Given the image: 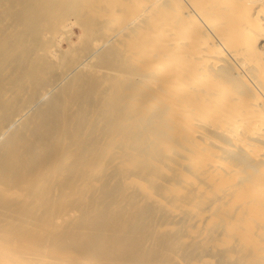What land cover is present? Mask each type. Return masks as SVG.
<instances>
[{
    "label": "rangeland",
    "instance_id": "obj_1",
    "mask_svg": "<svg viewBox=\"0 0 264 264\" xmlns=\"http://www.w3.org/2000/svg\"><path fill=\"white\" fill-rule=\"evenodd\" d=\"M31 1L32 0H25V2L24 0H0V88L2 89L0 90V172L2 167L7 166V169L5 167L7 171V175L5 174L6 178L0 177V232H4L3 230H6L8 226H13L14 234L19 232L22 233L24 231L27 232L28 230L32 231V236L41 237L39 241L37 240L38 243H49L50 245L48 244V246L51 251H57L60 256L69 260L79 257L84 264H115L122 257L124 258V256L125 258L126 256L128 257L126 259L133 257L129 259L132 260L130 262L134 263V261H137V263L135 262L134 264H140L141 259L138 260L139 257H137V255V258L134 257L135 253L133 250H129L130 252L128 251V253L126 251V254H123V252L121 253L122 250L120 251V248H116L117 245L115 240H101V242L98 243L100 244L98 247L99 249L97 248L94 250V247H97V243L94 244L95 239L98 237V232L95 230L99 231L101 228H99V226L101 225L95 222L96 220H93V218L97 217L98 219V215L93 212H89L90 214H84V212H81V208L78 210L77 208L80 206H78L77 201L81 196L77 194L79 197L76 196L77 198H75L72 196L73 194H71V189L69 190V187H65L66 189H64V186H62V183L65 184L62 180V174L68 175L72 170L71 168L75 167L73 165L75 164L73 157L76 159V157L82 155V153L87 154V152L92 151L91 146L96 144V146L100 145L102 148H100V151H102V153H100V151L98 152V155H100L99 157L98 155L93 156L95 154H92L91 156L89 155L88 159L91 161L90 163L92 165V162L94 164L95 159L97 160L99 158L101 160V164H104L101 165L103 168H90V171L87 170L89 173H87V171H83L88 175V177L86 176L87 179H85L84 182L85 186L83 183L84 179L81 176L84 175V173H81V171L76 172V175L74 174L75 176L73 175L74 179L72 177V181L79 180L76 184L78 183L77 187H80V193L84 192L82 189L87 187L86 184H92V188L89 190L90 193L88 192L89 194H85H87V196L91 194V197H98L102 195L103 199L106 197L104 203L101 201L102 206H107V204H109L107 201L111 202V199H114L115 196L120 194L121 196L123 195L126 199L121 197L122 200H125L122 201V203L128 202L125 203L126 205L122 204V206H125H123V211H125L124 213L129 212L128 215L134 216L133 223L136 222L135 225L139 224L141 226H145L144 228L147 227L145 232H147L150 237L144 242L143 248H146V251L144 252L147 255L152 256L155 262L159 264H163L164 262H167V264H180L181 262L177 263V260L183 259L186 262L190 258H195L196 260H191L190 262L193 261L192 263L196 262L197 264H248V261H251L249 264H263L264 258L259 259L258 257L260 262L256 259V255V258H254V254L256 253H254L251 245L250 247L252 250L249 252V249L251 248H248L249 245L245 246L246 243L243 244V246L241 244V247L238 243L240 241L237 242L235 240L236 238L234 241H228L227 236L231 232L229 221H231L232 215L228 217L227 214L226 217L225 215L222 216L223 213H220L222 210L219 207L221 206V202L219 201L221 196L219 194L214 191L213 194H211V192L206 194V191H203L207 184L203 186L204 177L202 178L201 176H203L204 167L200 165L201 161L198 162V160H202L203 157L201 154L197 155L195 153V151L197 152V147H194L190 144V142H187L190 140V134L187 131V128L185 129V125L183 126L181 123L176 121L177 118L175 113L177 105L169 100L168 93H165V91H158V88H156L158 87L156 82L158 83L157 79L160 75H157L155 72H153L152 75L150 72L151 68L133 56L131 49L136 50L137 47L134 42V46L132 43H129L132 41L131 34L140 29V27L145 24V20L147 18L145 17V20H143V16L145 15H141L140 17H142V19L140 18V23L138 20H135L134 23H130V26H127V29L126 20L123 21L121 18L117 17V14H124V12H126L121 10L122 8L124 9V6L127 10L131 9L133 6L137 7L138 10L136 8L133 15H135L136 12L139 14L140 10L142 11L147 6V0L145 3V0H140L139 3L142 7L139 6V3L137 5L136 0H133V2L132 0H42L44 4L48 5L51 3L49 6L52 5V3L53 5L58 4L60 7L62 5L63 6L61 9L58 8L56 11L51 13V15L47 14L46 19L42 22L43 24H38V26L33 28V31L27 27L28 20L26 22L29 12L28 6L30 8ZM86 2L89 4H85ZM149 2L147 4H149ZM143 3L146 6L143 7ZM134 7L133 10L135 9ZM170 7L173 6L170 5ZM137 19H139V17ZM135 26H137V28ZM127 36H129L128 39L131 41H126L125 43L123 38L125 37L126 40H128ZM152 48H154V50L148 48L150 53H153L156 50V47ZM152 71L154 70L152 69ZM19 75L21 77H19ZM17 77L19 79H17ZM11 80H15L18 83L13 81V84ZM79 80L81 81V84H79ZM21 84L26 86H22ZM77 86H79V88ZM122 88L124 90H122ZM4 90L7 91L5 92ZM152 93H156V95L160 94V96L153 98ZM106 99H110V101ZM59 100H61V102ZM105 108L107 109L105 110ZM46 111L48 113H46ZM118 112L122 113L119 114ZM84 113H89V118L86 116L87 114L85 115ZM20 114H22V117ZM77 115L78 117L80 115V117L78 118ZM114 115L115 117L117 116V118L124 115L123 117L125 122H127H123L122 118V121L120 120L122 124H119V122L118 126L117 124L115 125L116 122L112 120ZM108 117L112 118L111 121L116 127L113 126L111 122L109 124ZM117 118H115V120ZM129 118H133L131 119V123L133 120L136 121V125L134 126L137 127L138 125V127L137 129L133 128L132 131L135 132L134 130H137L141 133V142L138 141L134 143L135 136L134 138L132 137L133 139H131V137L129 138L128 133H130L131 129H128V133L124 132L125 134L123 133L124 129L122 132L121 130L119 131L120 128H125V125L130 123ZM75 120L78 122L79 126H77V122ZM66 122H68L69 125L66 124ZM3 124H6V127L3 128ZM53 125L55 128H53ZM84 125L86 128L83 129ZM65 126L70 127V129L67 130ZM71 126H75L73 130ZM170 126L173 127L172 129L176 130L177 133L176 131H172ZM130 127L133 126L130 125L129 128ZM59 128L64 129V131H61L62 129L60 130ZM79 128H82L84 132H88L89 130L90 133L88 132L87 134L82 132L83 134H86L85 136L88 138V143H90V141L93 143L94 141L93 144L90 143L91 146L88 145L87 147V145H82L84 148L88 149H85L86 151L84 150L81 154L79 151L83 147L81 146L82 148L80 147L79 149L80 144L77 145V141H68L70 138L66 139V137L74 139L76 136L80 135L82 129ZM56 129H59V131L56 132ZM105 129H107V133L105 132ZM117 130L121 133L120 135L118 134V139H116L115 135L117 134ZM19 131L21 133L24 131L20 134L23 135L22 138L24 137V139H19L17 144L20 146L16 147L14 145V148L8 147L7 151H3V148L7 145L12 136L17 134ZM53 131L59 136L53 134ZM124 131H126V129ZM137 131L135 133H137ZM37 132L39 134H37ZM71 132L74 133L72 134ZM72 135L75 137H72ZM112 138L116 139L115 142ZM122 139H125L126 142L122 143ZM128 139L130 141H128ZM20 141L24 145L21 144ZM70 142L74 144L71 148H75L73 154H70L72 157L65 156L64 153V151H66L65 146L69 149L68 146L69 144L71 145ZM110 142H112V145L108 148V145L105 144H109ZM102 145L104 146V149L108 148L107 151L103 149ZM190 145L191 147L188 148ZM75 150L78 155L76 157V154H74ZM34 151L36 152L34 153ZM20 152L22 153L20 154ZM136 154L137 157L135 156ZM92 156L93 158H91ZM108 156L110 158H106ZM193 157L194 159H192ZM83 158H85V161H88L86 157ZM83 158L81 159L83 160ZM105 158L107 160H111L106 162L104 161ZM62 159L63 162H61ZM189 159H191L192 162ZM51 160L52 162H60L59 164L56 163L54 167H51L47 165V163L51 162ZM72 160L74 161L72 164L73 166L71 165ZM246 160H248V158H246ZM76 161L81 163V160L79 161L76 159ZM78 162L76 163L78 164ZM193 163L197 164L196 166L199 164V168L197 167V169ZM30 165L32 169L29 168ZM45 165H47V170L43 169L45 172L41 171L43 174L42 177H35L41 173V167ZM202 165H204L203 160ZM66 171L69 172L66 173ZM77 173L81 174L78 175ZM103 179L105 181L108 179L105 185L103 184L105 183ZM201 179H203L201 182L202 187L199 186ZM69 180L71 181V177ZM111 180L114 182H111ZM195 180L196 182H193ZM80 182L83 187L81 184L79 186ZM115 182L119 188L121 187L119 192L117 191L118 188H116ZM47 183L50 184L48 189H46ZM41 187L42 189L45 187L46 191L43 189L45 192H42ZM109 187L111 190L113 187L111 193L110 189H108ZM7 188L11 189H8L7 191ZM125 188H129L130 190L127 189L126 191ZM202 188L203 190L201 191L200 189ZM101 189L102 191H100ZM123 189L125 192H123ZM196 190H198L197 194H195ZM129 191H131V193ZM42 193H44L43 195L45 197L43 201H40L38 196ZM124 193H130L132 196L130 194L128 195L131 198ZM132 193H136L137 195L134 194L135 196H133ZM106 195H109V200ZM199 195L201 197H198ZM207 195L208 197H206ZM195 196L199 199L196 200ZM202 196L205 198H202ZM133 197H136L135 200ZM192 197H194V199ZM127 200H130V202ZM138 200L140 203L137 202ZM105 201L107 204H105ZM217 203L219 205H217ZM83 206L84 205L81 207ZM147 206H152L153 208L149 207L148 209ZM217 206L219 208H217ZM142 208L146 210L144 214L149 216L147 218L145 217L139 219L140 216L137 212H139V209ZM158 208L161 210L157 211L156 209ZM151 214L153 221L151 220ZM159 215H161V217H159ZM220 215L222 216L221 219L216 217H220ZM154 217H157V220L154 219ZM165 218L167 219L165 220ZM219 219L221 221L223 219L224 220L221 222ZM147 221L149 223L148 226ZM152 222L156 223L152 224ZM117 224H119V222H117L116 225ZM211 224H214L212 225V228ZM16 225L18 227L14 229ZM119 226H121V224H119L118 227ZM227 226H229V228ZM148 232H150V234ZM175 232L178 233L180 237L178 235V237H172L173 234H176ZM45 233L46 237L44 238ZM92 233H95V237ZM161 235H164V237L167 236L165 238H167L168 241H166V239H162L160 237ZM154 236H158L156 239L162 240L157 241ZM173 238L176 240L174 241ZM148 240H150V243L147 242ZM201 240H203L202 244H200ZM235 242L240 247L237 245L235 246ZM132 243L133 240L130 239L126 245L128 244V246L132 245L130 247H134V244ZM196 244H200L201 247H197ZM242 248H246L247 251L244 250V252H249L248 255L252 253L249 255L251 256L250 258L247 253L244 254V252H241L240 249ZM192 252L193 256H190ZM182 253L183 255L187 254L188 256L186 255L184 258ZM241 253L247 257L246 261L243 260L245 258H241ZM179 254L181 257H179ZM195 254L198 255L196 256ZM75 256L77 257L75 258ZM175 256L177 258H175ZM238 259L240 261H238ZM183 260H181L182 264H185ZM190 262L188 261L187 264H190Z\"/></svg>",
    "mask_w": 264,
    "mask_h": 264
},
{
    "label": "bare ground",
    "instance_id": "obj_2",
    "mask_svg": "<svg viewBox=\"0 0 264 264\" xmlns=\"http://www.w3.org/2000/svg\"><path fill=\"white\" fill-rule=\"evenodd\" d=\"M136 1H137V5H138L140 0H136ZM149 1L147 0V3L149 2V4L146 3L147 6L144 4L146 2V0L144 1V3L142 5H143V7L144 6H146V7L142 11L140 10L139 14L136 12L137 15L136 14L133 15L134 12L136 11V8H137L134 6H133L135 8L134 10H133V7H131V9L127 10V8H125V6H124V9L122 8L121 10L126 11V12H124V14L123 13L117 14V17L121 18L123 21L126 20V23H127L126 28L127 29H128L127 26L130 23H134L135 20H138V22H139L140 18L142 19V17H140L141 15H145V16H143L144 17L143 20H145V17L147 18L145 20V24L141 27L139 26L140 29L136 30L133 33L130 32V33H132L131 34L132 35V41L130 39H128L129 36H127L128 40H126V38H125L126 36L123 39L125 40V43H126V41H128V42L131 41L129 43L133 44V42H134L135 46L137 47L136 50H132L131 49L132 47L130 48L131 51L133 52V56L136 59L141 60V62H144L145 64H147V66L149 68H151L150 72L152 73V75H153V72L157 73V75H160V77L157 79L158 83L156 82V84L158 85V87H156V88H158V91H163V92L165 91V93H168L169 100H171L175 105H177V109H176V113H175L176 118H177L176 121L181 123L183 126L185 125V129L187 128V131L190 134V140L187 142H190V144L192 146L197 147L196 148L197 152L195 151V153L197 155L201 154L203 157L202 160H203L204 165H202V160H198V162L201 161L200 165L204 167L203 176H201V177L202 178L204 177L205 183L203 182V186L206 184H207V186H205L204 190H203V188L200 190L201 191L203 190L204 192L206 191L205 192L206 194L209 192H211V194H213L214 192L219 194L221 196V198H220L221 200L219 199V201L221 202V203L219 202L221 206H219V207L222 210L220 213L221 214L223 213L222 216H224V215L226 216L228 214L227 216L229 217L230 215H232L231 221H229V226L231 228L230 229L231 232L229 231L230 233L227 236L228 241L229 240L234 241V239L236 238L235 240L237 242L240 241V242H238L240 244V246H241V244L243 246V244L246 243L245 246L249 245L248 248H251L250 247V245H251L253 250H254V253H256V254L253 253L254 256L255 255L257 256V258H256V256L254 258L258 259V257H259V259H263L264 258V0H149ZM24 2H25V0H24ZM132 2H133V0H132ZM49 4H51V3H49ZM49 4L48 5L44 4V2L42 0H32L31 1L30 8L28 6L29 12H28V17L26 19V22L28 20V22H27L28 29L30 28V30L32 29V31H33L34 27H36V26H38V24H41L42 22H44L47 14L51 15V13L56 11L58 8L61 9L63 6L62 4H61L62 5L61 7L58 4L53 5V3H52V5L49 6ZM85 4H87V2ZM98 4H100V3H98ZM45 5H47V6H45ZM170 5H172L173 7H170ZM139 6H141L140 3H139ZM137 10H138V8H137ZM115 12H117V11H115ZM111 14H113V13H111ZM138 17H139V19H137ZM135 27L137 28V26H135ZM126 28H124V29H126ZM28 29H27V31H28ZM134 44H133V46H134ZM8 45H10V44H8ZM152 47H156V50H155L156 52L155 51L153 53L151 52L152 53L151 54L149 52L150 50L148 51V48L149 49L151 48L152 50H154V48H152ZM130 54H132V53H130ZM55 62H56V60H55ZM86 65H88V64H86ZM142 67H144V66H142ZM145 68H146V66H145ZM152 69L154 71H152ZM19 77H21V76L19 75ZM17 79H19V78L17 77ZM79 79H80V77H79ZM13 81L15 83L17 82L15 80H13ZM14 82H13V84H14ZM96 83H97V81H96ZM79 84H81V81ZM21 85L23 86L24 84H21ZM24 86H26V85H24ZM77 87L79 88V86H77ZM16 89H17V87H16ZM119 89H117V90H119ZM0 90H2V89L0 88ZM122 90H124V89L122 88ZM103 93H104V91H103ZM103 93H102V96H103ZM98 95H99V93H98ZM111 95H112V93H111ZM152 96H153V98H157L158 96H160V94L156 95V93H155ZM109 97H111V96H109ZM103 98H105V97H103ZM113 98H115V97H113ZM153 98H151V99H153ZM106 100L110 101V99H106ZM59 101L61 102V100H59ZM104 107H105V105H104ZM106 109L107 108H105V110ZM154 109H156V108H154ZM47 111H49V110H47ZM47 111H46V113H48ZM101 113H99V114H101ZM120 113H122V112H120ZM84 114H83V116H84ZM86 114L85 115L88 116V118H89L90 114L89 113H86ZM99 114H98V116H99ZM124 114H126V113H124ZM20 115L22 117V114H20ZM80 115H79V117H80ZM102 115H104V114H102ZM115 115H117V114H115ZM115 115L113 116L114 117L113 119L109 118L112 116L108 117L109 124L111 122V124L113 126H115L116 124L118 126L119 124H122V122H121L122 118H123V122H125V119L123 117L124 115H122V117H120V118H117V116L115 117ZM71 116H72V114H71ZM77 117H78V115H77ZM16 118H17V116H16ZM115 118L118 119V120L116 119L118 122L115 120ZM111 119L114 122H116L115 125L112 123ZM131 119H133V118H129L130 123L126 124L125 128L124 127H122V129L120 128L119 131L121 130V132H122L123 129L124 130L126 129V131L123 130V133L124 132L128 133L129 132L128 129H131L130 133H128L129 138L131 137V139H133L135 136V140H137V141L134 140V143L138 142V141L141 142V137H142L140 135L141 133L137 130H134L135 132L137 131V133L132 131L133 128L137 129L138 125H137V127H135L134 125H136L135 124L136 121L133 120V122L131 123ZM127 120H128V118H127ZM173 122H175V121H173ZM66 124H68V122H66ZM75 124H73V125H75ZM129 124L132 125L133 127L129 128V126H130ZM5 125L3 126V128L6 127ZM54 125H53V128H55ZM77 126H79L78 122H77ZM88 126H89V124H88ZM74 127H72V130L74 129ZM84 128H86L85 125H84L83 129ZM172 128L173 127L170 126V129H172ZM59 129L58 130L56 129V132H58ZM66 129L68 130V129H70V127H66ZM79 129H82V128H79ZM83 129L81 130L80 135L77 134L78 132L76 133L78 136L75 137L74 135H72V137H75L74 139H71V137H66V139H68V138L71 139V140L69 139L68 141H74V140L77 141L78 143L76 142V144L77 145L80 144L79 149L82 145H84V146L87 145V147H88V145H90V143L91 144L94 143V141H93V143L91 141H90V143H88L89 142L87 140L88 138H86V136H85L89 132L88 129H90V128L87 129L88 132L87 131L84 132ZM72 130H69V131H72ZM106 130L107 129H105V132L107 133ZM110 130H111V128H110ZM54 131H53V134H55ZM61 131H64V129H62ZM119 131L117 130V134H115L116 139H118L117 138L118 134L119 135L121 134ZM172 131H176V130L172 129ZM74 132H76V131H74ZM74 132H71V133L73 134ZM82 132L86 133V134H83ZM94 132H95V130H94ZM22 133L19 131L17 134H14L12 136V138L8 141L7 145L6 146L4 145L5 147L3 148V151L4 150L7 151L8 147L14 148L15 146L16 147L20 146L17 144H18L19 139L20 140L24 139V137L22 138L23 135H20ZM108 133H109V131H108ZM176 133H177V131H176ZM37 134H39V133L37 132ZM91 134H92V132H91ZM55 135H58V134H55ZM81 135H83V136H81ZM115 135H113V136H115ZM38 136H40V135H38ZM58 136H57V138H58ZM87 136H89V135H87ZM94 136H95V134H94ZM91 138H93V137H91ZM110 138H109V140H110ZM121 138H122V136H121ZM116 139L112 138V140H114V142ZM178 139H175V140H178ZM128 141H130V140L128 139ZM66 142H67V140H66ZM121 142L124 143L126 141H125V139H122ZM70 143H71V145L69 144V146H68L69 149H67V147L64 145L65 150H66V151H64V153H65V156H68V157H72L71 155L73 154L74 149H75V148L74 149L71 148V146H73L74 144H72V142H70ZM111 143L112 142H110L109 144L106 143L105 145H108V148H109L110 145H112ZM21 144H23V143L21 142ZM116 144H117V142H116ZM191 145L188 146V148L191 147ZM84 146H82L83 148L81 147L83 149V151L81 149L79 151L80 154H81V152H84L85 149L86 150L88 149V148H84ZM120 146H122V145H120ZM149 147H150V145H149ZM100 148H101L100 145L96 146V144H93V146H91L92 151L87 152V154L89 153L88 155L85 153H82V155H80V156H78L76 154V150H75V153H74V154H76L75 157L78 156V157H76V159L79 161L81 160V163L76 161V159L73 157L76 165L73 164L74 161L72 160L71 165L73 164L75 167L71 168L72 170L71 171L69 170L70 172L66 171V173L69 172L68 175L62 174L63 175L62 180L65 184H63L61 182L62 186H64V189H66L65 187H69V190L71 189V194H73L72 196H74L75 198H77L76 196H78V195L82 197L81 198L78 196L79 198H78L77 202H78V206H80L78 208L76 207L78 210L81 208V210H82L81 212H84V214L85 213L90 214L89 212H93V213H96V215H98V219H97V217L93 218V220H96L95 222H97L101 225V226H99V228L101 227L99 229V231L95 230L96 232H98L97 233L98 237L95 239L94 244L97 243V247L95 246L96 248L94 247V250H96L99 247L100 244H98V243H100L101 240H106V241L107 240H110V241L115 240L116 245H117L116 248H118V249L120 248V251L122 250L121 253L123 252V254H124L126 251L128 253L129 250L130 251L133 250V252L135 253V255L133 254L134 257H136V255H137V257H139L138 260H140V259L142 260V261L140 260V262L142 264H159V263L154 261V258L152 256H149L144 252V251H146L145 250L146 248L145 249L143 248L144 242L147 239H149V237H150V236H148L147 232H145V229L147 227L144 228L145 226H141L139 224L135 225L136 222L133 223L134 216L128 215L129 212L124 213L125 212V211H123L124 205L122 206V204H125L128 202L122 203V201H125V200H122V198H121V197H124L123 195L121 196V194L119 193L120 195L115 196L114 199H111L112 200L111 202L107 201V203H109V204H107L105 201V204H107V206L106 205L102 206L101 201L104 203V200H106L105 199L106 197H104V199H103L102 195L98 196V197H96V196L91 197V194L88 196H87V194H85V193H88L89 190L92 188V184H89V183L86 184L87 187L86 188L84 187V189H82V190H84V192L80 193L79 192L80 187L78 188L77 187L78 183L76 184V182L79 180H77V181L73 180L72 181V177L74 174L76 175V172L81 171V173H84L87 170L90 171L89 170L90 168L91 169H93V168L95 169V168H99V167H101V169L103 168L101 165H104V164H101V160L99 158L97 160L95 159L94 164L92 162V165L90 163L91 161H89V159H88L89 155L91 156L92 154H95L93 156H97L99 154L98 152L100 151ZM108 148L104 149V146H103V149L105 151H107ZM18 150H19V148H18ZM35 152L36 151H34V153ZM4 153H1V154H4ZM21 153L22 152H20V154ZM100 153H102V151H100ZM145 154H147V153H145ZM37 155H38V153H37ZM93 156L91 158H93ZM99 156L100 155H98V157ZM101 156H102V154H101ZM135 156L137 157V154ZM83 157H86V159L88 161H85V158H83ZM59 158H61V157H59ZM81 158H83V160ZM100 158H104V157H100ZM106 158H110V157L108 156ZM106 158L104 160L106 162H108V160L109 161L111 160V159L107 160ZM246 158H248V160H246ZM63 159L61 160V162H63ZM192 159H194V157ZM195 159H198V158H195ZM189 160H191V159H189ZM59 162H55V161L52 162V160H51V162L47 163V165L54 167V165H56V163L59 164ZM76 162H78V164ZM191 162H192V160H191ZM193 164L195 165L196 168L199 166V164H198V166H196L197 164H195V163H193ZM31 165L29 167L30 169H32ZM47 165L41 167L42 169L40 170V172L47 170L46 169ZM5 167L7 169V166H4L1 168L0 177H2V178L3 177L6 178L5 174L7 175V171H6ZM200 169H202V168H200ZM54 170H53V172H54ZM88 171H87V173H89ZM42 172L40 174H38V176H35V177L41 178L43 175ZM81 173H79V174H81ZM87 173H84V175H81L82 178L84 179L83 183L85 182V179H87V177H88ZM112 173H113V169H112ZM49 174H51V173H49ZM51 176H53V175H51ZM113 176H115V175H113ZM70 177H71V181L69 180ZM119 178H120V176H119ZM73 179H74V177H73ZM77 179H78V177H77ZM108 179H107V181H108ZM198 179H199V177H198ZM35 180H36V178H35ZM49 180H50V178H49ZM103 180H100V181H103ZM113 180H111V182ZM193 180H194V178H193ZM196 180L193 182H196ZM46 181H48V180H46ZM87 181H89V180H87ZM107 181H105V183H103V184L105 185ZM135 181H136V179H135ZM202 181H203V179H201L199 186L202 185L201 184ZM122 182H124V181H122ZM80 184H81V182L79 183V186H80ZM118 184H119V182H118ZM46 186H47L46 189H48L50 187V184L47 183ZM81 186H82V184H81ZM84 186H85V183H84ZM42 187H41V189H42ZM104 187H106V186H104ZM113 187H112V190H113ZM16 188H18V187H16ZM116 188H118L117 191L119 192V189L121 187L119 188L117 183H116ZM198 188H200V187H198ZM8 189L10 190L11 188H7V191H8ZM43 189H45V187ZM43 189H42V192H45L46 189H45V191ZM97 189H96V191H97ZM102 189H104V188H102ZM102 189L100 191H102ZM108 189H110V193H111L112 192L111 188L109 187ZM125 189L127 191V189H129V188H125ZM198 190L195 191V194L198 193L197 192ZM105 192H106V190H105ZM123 192H125L124 189H123ZM129 192L131 193V191H129ZM130 193H128V194H130ZM43 194L44 193L39 194V196H38V199L40 201L44 200L45 196ZM124 194L126 195L127 193H124ZM132 194H133V196H135L134 194H136V193H132ZM200 195L198 197H201ZM216 196H218V195H216ZM137 197H139V196H137ZM195 197H196L195 198L196 200L199 199V198H197V196H195ZM206 197H208V195ZM120 198H121V200H120ZM129 198H131V197L129 196ZM135 198L133 197L134 200H135ZM192 198L194 199V197H192ZM202 198H205V197L202 196ZM108 200H109V197H108ZM127 201L130 202V200H127ZM132 202H133V200H132ZM137 202L140 203L139 200ZM195 202H197V201H195ZM193 203H194V201H193ZM82 205H84V206L81 207ZM99 205H101L102 207ZM217 205H219V204L217 203ZM14 207H16V206H14ZM147 207H148V209H149V207L153 208L152 206H147ZM219 207L217 206V208H219ZM6 208H9V207H6ZM70 209H72V208H70ZM139 210L140 211L137 212V213H139L138 215L140 216V218L137 216L139 219L145 218V217L147 218L149 216V215L146 216V214H144V212H146V210H144V208L139 209ZM156 210L160 211L161 209L159 210V208H158ZM156 210H154V211H156ZM147 212H148V210H147ZM161 213H163V212H161ZM156 214H154V215H156ZM162 216H163V214H162ZM222 216L220 215V217L219 216H216V217L221 219ZM89 217H87V218L90 219ZM116 217H117V219H116ZM159 217H161V215H159ZM152 218L153 217L151 214V220L153 221ZM149 219H150V217H149ZM149 219H148V221H149ZM154 219L157 220V217H154ZM166 219L167 218H165V220ZM220 219H219V221H221ZM214 220H216V219H214ZM148 221H147V223H148ZM225 221H227V220H225ZM117 222H119V224H121V226L118 227L119 224L116 225ZM97 223H96V225H97ZM150 223H151V221H150ZM153 223H156V222H152V224ZM96 225H94V226H96ZM114 225H116V226H114ZM148 225H149V223L147 224V226ZM155 225H153V226H155ZM212 225H214V224H211V228H212ZM229 226H227V227L229 228ZM16 227H18V226L16 225L14 229H16ZM96 227H98V226H96ZM227 227H226V229H227ZM214 228H215V226H214ZM3 231L4 232H0V264H81L82 263V261L77 256H75V258L77 257L78 259L76 258V259H70L69 260L67 258L60 256L57 251H55V252L51 251V249L48 246L49 243L48 244L45 242L43 244H41L42 242L38 243V241L40 240L41 237H34V235L32 236V231L28 230L27 232L24 231L22 233L19 232L17 234H14L13 226L12 227L8 226L6 228V230H3ZM46 233H45L44 238L46 237ZM148 233L150 234V232H148ZM92 234L95 237V235H94L95 233H92ZM42 235H43V232H42ZM177 235H178V233H176L175 235L173 234L172 237L173 236L178 237L179 235L178 236ZM158 236H154L155 239L158 238ZM160 237L162 239H166V241H168L167 238H165L167 236L164 237V235H161ZM170 237H168V238H170ZM130 239L133 240L132 244H134V247H130L132 245L128 246V244L126 245V243H128V241H130ZM162 239H159V240H162ZM156 240L159 241L158 239H156ZM173 240L175 241L176 239L173 238ZM174 241H173V243H174ZM202 241L203 240H201L200 244H202ZM147 242L150 243V240H148ZM102 244H103V242H102ZM200 244H198V245L196 244L197 247L198 246L201 247ZM236 245H237V243L235 242V246ZM237 246L240 247L239 245H237ZM183 248H185V247H183ZM246 248H242L243 250L240 249L241 252H244V250L247 251ZM252 248L249 249V252H251ZM200 249H199V251H200ZM189 251H191V250H189ZM187 253H189V252H187ZM194 253H195V250H194ZM245 253H247V252H244V254ZM248 253H247V255H248ZM250 254H252V253H250ZM182 255H183V253H182ZM186 255H183V257L185 258ZM237 255H238V252H237ZM240 255H242L241 258H245L243 260H245V261L247 260L246 259L247 257L245 255H243L242 253ZM190 256H193V252ZM83 257H84V254H83ZM179 257H181L180 254H179ZM250 257L251 256H249V258ZM126 258H128V257L126 256ZM126 258H125V256H124V258L122 257L119 261H117L119 263L116 262L115 264H134L135 262L137 263V261H134V263L130 262L132 260H129V259H131L133 257H131L129 259H126ZM175 258H177V257L175 256ZM241 258H239V259H241ZM239 259H238V261H240ZM181 260H183V259H181ZM181 260H177L178 261L177 263L181 262L180 264H182ZM191 260H196V259L190 258L188 261L190 262ZM183 261L185 262V260H183ZM188 261H186L185 264H187ZM192 262H190V264ZM249 262L251 263V261H248V264H249ZM259 262H260V260H259ZM82 264H84V263H82ZM163 264H167V262L166 263L164 262ZM192 264H197V263L195 262Z\"/></svg>",
    "mask_w": 264,
    "mask_h": 264
}]
</instances>
